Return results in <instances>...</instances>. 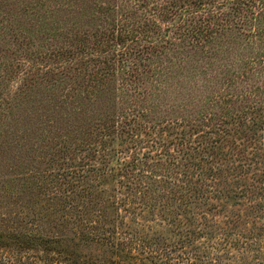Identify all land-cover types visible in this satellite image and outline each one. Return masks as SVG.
Wrapping results in <instances>:
<instances>
[{"label": "trees", "instance_id": "1", "mask_svg": "<svg viewBox=\"0 0 264 264\" xmlns=\"http://www.w3.org/2000/svg\"><path fill=\"white\" fill-rule=\"evenodd\" d=\"M114 1L116 4L111 5L112 7L104 5L101 8L108 14L109 10L113 12L110 15L111 32L105 28L98 30L97 26L93 29V23L88 27L89 30L92 29L84 32L82 37L75 35L67 38L61 34L60 26L48 27L46 33L49 39H54L55 31L60 32L59 38L52 42L57 46L53 49L55 51L49 50L48 53L34 49L41 46L34 41L29 44L20 39L18 42L21 50L16 49L14 56L0 65V85L18 79L20 87L27 89L32 80L48 78L51 84L59 88L61 97L66 96L70 100V96L76 92V96H71V99L81 102L83 98L104 108L102 115L93 121L95 123L90 121L89 127L80 125L78 112L71 119V124L75 123L72 128L74 133L62 128L58 130L56 136L61 145L58 151L66 156L71 152L80 151V143L86 140L84 136L88 139L87 144L89 140H94L95 144L104 148L110 140H97L103 132L113 133L118 129L130 134L138 129H152L154 126L161 128L167 124L179 125L184 121L201 127L196 134H199V146L202 147H194L190 151L178 149L177 153H182L180 162L175 161L176 157L170 156L172 163L167 164L172 166L171 169L177 175L170 174L176 177L174 180H158L157 177H152L151 173L146 177L148 172H144L151 168L167 172V168L159 159L164 145L154 144V147L160 150L157 151L155 163L144 162L142 165V172L146 176L141 172L137 175L136 169L129 163L123 164L119 169V162L116 160L115 165L111 166V178L115 176V169H119L122 174H129L131 181H136L131 189L132 199L124 204L127 205V212L137 215L136 212L142 214L143 210L153 214L156 211L166 219L168 226L173 227L175 223L180 225L181 222L180 218L174 220L176 200L188 195L191 202L202 203L204 206L209 200L208 182L212 176H207L206 165H211V162L207 160V156L197 158L194 154L207 152L208 156H214L229 136L226 127L230 120L240 123L249 118V121H253L257 114L264 112V0H228L227 4L224 2L211 7H197L202 9L199 15L190 10L184 14L181 11H171L172 16L179 14L175 22L165 18L170 10L167 6H171L173 0H162L161 6L154 11H158L163 18H160V22L153 19L147 25L144 23L145 30L142 31L138 30V20H129L136 16L141 18L136 15L139 7L143 9L140 0ZM255 1L256 4L262 3V8L257 13L251 12V16L249 13L243 15V12L248 11L246 3L252 6ZM46 18L38 21V24L49 26L48 21L52 17L47 20ZM1 19L7 18L2 16ZM144 20L146 22V19ZM14 27L10 26L13 29L8 31V34L14 35L13 41L16 43L22 32L17 34V28ZM151 29L155 36L150 35ZM164 30L173 31L175 36H163ZM139 33L145 34L139 38ZM231 34L237 36L231 39ZM241 36L247 38L248 43L243 44L239 40ZM237 37L238 39H235ZM37 38L39 37L36 36L35 39ZM141 41L147 44L140 47ZM175 43L182 49L176 63L168 59L159 67L158 64L150 65L148 61L146 64L137 61L138 55H142L145 60L150 53H159L162 48L174 46ZM117 44L123 48L121 51L112 52L107 49L108 46L114 47ZM190 53L191 57L193 55L196 59V64H190L188 72L185 62L188 61ZM48 60L53 61L49 63ZM210 60H215L216 63L206 64L205 61ZM117 64L123 67L119 80L123 81L121 78L129 76L132 78L129 80L130 84H117ZM45 66L46 71L41 73ZM155 71L158 75L154 78ZM144 75L153 78L147 82ZM60 95H55V105H61ZM114 95L120 96L121 102L116 104L112 98ZM170 96H173V99L168 102ZM9 101L7 97L0 99V120H5L7 116L3 105H11ZM161 104L170 106L171 111L175 105L179 109L176 117L165 113L166 110ZM160 106L163 109L159 115ZM162 113L167 114L169 118H165ZM53 114L51 113V116ZM139 118L142 121H138ZM49 132L53 131L50 129ZM8 133H0V138L3 139L0 149L5 150V153H0L3 160L1 171L6 170L10 174L9 179L0 182V202L9 194L10 200L24 197L30 200V204H35L34 197L45 194L44 188L38 186L39 183L44 185L45 178L35 176V171L32 170L33 160L28 154L31 150L29 134L18 138ZM50 141L52 144V140ZM57 146L55 145L56 148ZM165 153L171 154L168 150H165ZM85 165L86 162L82 159L78 167L83 168ZM15 170L19 174H16ZM213 170L219 173V169ZM5 177L7 176L4 174ZM7 183L11 185L7 187ZM74 195L71 193L64 199H53L57 205L65 204V209L69 206L68 210H64L69 211V215H64L60 206L58 209L53 205L43 216L36 211L30 215L14 213L6 218L0 214V264L3 261V264H170L171 252L165 247V243L156 248L150 247L143 242L142 234L137 230L130 235L132 239L125 242L115 238L114 232H105L104 228L86 227L91 220L96 221L95 214H99V211L94 209L95 206H78L74 203ZM131 205L133 208H130ZM65 217L79 219L78 224L65 223ZM183 225L185 224H181L182 228ZM67 228L71 230L69 235L64 232ZM95 251H99V255H96ZM134 251H138V254H134ZM24 253L29 254L23 256ZM181 254L182 256H178L180 259L185 252ZM9 255L11 257H8ZM18 255L24 260L18 259Z\"/></svg>", "mask_w": 264, "mask_h": 264}, {"label": "rangeland", "instance_id": "2", "mask_svg": "<svg viewBox=\"0 0 264 264\" xmlns=\"http://www.w3.org/2000/svg\"><path fill=\"white\" fill-rule=\"evenodd\" d=\"M161 2L162 0H140L143 9L139 7L136 15H140L141 18L136 16L129 20L134 18L138 20L139 31L145 30L143 24L147 25L153 19L160 22V18L163 17L154 9L160 7ZM224 2L227 4L228 0H173L172 5L167 6L170 10L168 17L165 18H170L175 22L179 14L172 16L171 11L177 13L181 11L184 14L185 11L190 10L199 15L202 11V9H198L199 7H211ZM115 4L114 0H0V17L7 18L5 20L0 18V65L9 61L14 56L16 49L21 50L20 42H18L20 39H24V43L29 44L34 41L35 44L41 45L40 48L34 49H40L45 53L56 49V44H52V42L59 38L60 32L55 31L54 39H49L46 33L48 27L60 26L61 34L66 35L67 38L75 35L82 37L83 33L88 32L89 26L93 23V29L97 26L99 27L98 30L102 31L105 28L111 32L110 15L113 12L109 10L108 14L101 8L104 5ZM261 4H256L255 1L252 6H249L250 4L246 3L248 11L242 14L247 15L249 13L251 16V12L257 13L263 6ZM225 10L227 11L228 8ZM45 17H47L46 20L52 17L48 21L49 26L42 23L38 24V21L45 20ZM10 26L17 28V34L22 32L16 43L13 41L14 35L8 34V31L13 29ZM151 32H154L152 29L150 35L155 36ZM172 32L171 30H164L162 35L168 38L175 36ZM144 34L139 33L138 37L141 38ZM36 36L39 38L35 39ZM50 36H52L51 33ZM236 36L237 34H231L233 37L231 39ZM239 40L243 44L248 43L247 38L243 36ZM146 44L147 42L141 41L140 47ZM176 44L178 43L171 47L162 48L159 53H150L145 60L142 55H138L137 61L140 60V64L142 62L146 64L148 61L150 65L158 64V66L164 64L168 59L176 63L182 50ZM107 49L118 52L123 48L117 44L114 47L108 46ZM185 54L184 52L183 55ZM187 60L185 67L189 72L188 66L190 64L195 65L196 59L193 55L191 57L190 53ZM205 62L206 64L212 62L211 65L216 63L215 60ZM50 66L53 67L54 65ZM117 66L119 67L115 72L117 84L122 82L130 84L129 80L132 78L129 76L121 78L123 81L119 80L123 67L119 64ZM46 68L47 66L41 70V73L46 71ZM153 75L155 78L158 72H153ZM144 76L147 82L153 78ZM19 84V80L14 79L12 82L0 85V99L7 97L11 103V105L8 103L3 105L6 108L4 111L7 112V116L3 114L6 118L0 120V133L4 135L9 132L10 136L15 135L18 138L29 134L31 150L28 154L33 160L32 170L35 171V176L45 178L44 185L38 184L44 188L45 194L34 197L35 204H30V200L24 197L18 200H10L11 195H6L0 202V214L2 216L6 218L8 215L20 214L21 212L30 215L31 212L35 211L40 212V215L43 216L49 207L51 210L52 205L54 208H62L64 215H69V211L64 210H68L70 207L66 206L65 209V204L63 206L57 205L53 199L59 197L64 199L65 196L73 193L76 195L75 204L83 208L95 206L94 209L99 211V214H95L97 216L96 221L91 220L92 222H89L86 227L104 228L105 232H114L115 238L125 242L131 240L130 235L134 230H137L142 234L143 242L150 247L155 246L156 248L165 243V247H168L171 252L170 264H264V112L257 114L253 121H249V118L240 121V123L230 120L226 127L229 136L225 138L214 156H208L207 152L194 154L197 158L207 156V160L211 162V165H206L208 168L207 176H212L208 182L210 187L209 200L205 206L202 203L194 204L188 195L176 200L174 220L180 218L181 222L180 225L175 223L173 227H170L165 221L166 219L156 211L153 214L143 210L142 214L136 212L137 215L127 212V205L124 206V204L132 199L131 189L136 181H131L129 174L125 175V172L122 174L119 169L123 164L129 163L131 167L136 169L137 175L140 172L143 174L142 165L144 162L150 164L157 160L156 154L160 148L157 149L154 144L164 145V151L159 159L167 168V172L159 168H151L144 171L148 172L147 176L143 175L148 177L151 173L152 177H157L158 180H174L177 175L171 169L172 166L167 164L172 163L170 156L176 157L175 161L180 162L182 153L178 154V149L190 151L191 148L198 147L200 145L199 134L196 133L201 130L199 129L201 127L184 121L179 125L170 126L167 124L161 128L154 126L152 129H138L130 134L118 129L113 133L103 132L97 140H110L104 148L95 144L94 140H89L87 144L88 139L84 136L86 140L80 143V151L71 152L66 156L58 151L59 146H61L57 137L58 130L62 128L64 131L74 133L72 128L75 123L71 124V119L78 112H80L77 116L80 125L89 127L90 121L93 122L95 118L97 119L102 115L104 108L88 100L85 101L83 98L81 102L71 99V96H76V92L70 96V100L66 96L61 97L59 88L51 84L48 78L32 80L27 89L21 88ZM68 91H70L69 88ZM55 95H60L61 105H55ZM112 98L115 99L116 104L121 102L120 96L114 95ZM169 98L168 102H171L173 96ZM7 105L9 106L8 110ZM161 106L166 110L165 113L174 117L179 112L175 105L172 111L170 106L166 104H161ZM161 106L158 109L159 115L160 110L163 109ZM51 113L54 114L51 116ZM165 113L162 114L165 115ZM165 116V118H169L167 114ZM47 117L52 118L48 119ZM138 121H142V119L139 118ZM50 129L53 131L52 133L49 132ZM50 140H52V144ZM0 141L1 146L3 139L0 138ZM55 145H58L57 148ZM53 146L55 149L52 150ZM165 150L171 154L167 155ZM0 153H5V150L0 149ZM1 157L0 155V182L3 183L9 179L10 174L6 170L1 171L3 161ZM82 159L86 165L80 168L78 164ZM116 160L119 162V169H115L113 172L115 176L111 178V166L115 165ZM213 168L219 169V173L215 172ZM15 173L19 174L16 170ZM4 174L7 176L6 179ZM2 183H0V189ZM6 185L8 187L11 184L7 183ZM133 205L130 208H133ZM65 218L66 221L64 222L70 225L79 220L74 217ZM182 223L185 224L183 228L181 227ZM64 232L65 235H69L71 230L67 228ZM185 234L187 236H184ZM182 252L185 254L180 259L178 256H182ZM94 253L99 255V251ZM28 254L22 255L27 256ZM134 254H138V251H134ZM10 255L8 257L12 256ZM17 257L24 260L19 255ZM158 260L157 262H159Z\"/></svg>", "mask_w": 264, "mask_h": 264}]
</instances>
